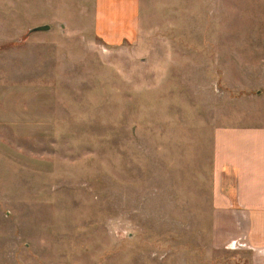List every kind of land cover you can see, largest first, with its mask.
Returning <instances> with one entry per match:
<instances>
[{
	"label": "rangeland",
	"instance_id": "1",
	"mask_svg": "<svg viewBox=\"0 0 264 264\" xmlns=\"http://www.w3.org/2000/svg\"><path fill=\"white\" fill-rule=\"evenodd\" d=\"M124 13L0 0V264H251L214 240V144L264 122V0Z\"/></svg>",
	"mask_w": 264,
	"mask_h": 264
},
{
	"label": "crops",
	"instance_id": "2",
	"mask_svg": "<svg viewBox=\"0 0 264 264\" xmlns=\"http://www.w3.org/2000/svg\"><path fill=\"white\" fill-rule=\"evenodd\" d=\"M140 3L95 0V9L124 11L135 20ZM214 155V240L249 250L251 264H264V122L218 128Z\"/></svg>",
	"mask_w": 264,
	"mask_h": 264
},
{
	"label": "water",
	"instance_id": "3",
	"mask_svg": "<svg viewBox=\"0 0 264 264\" xmlns=\"http://www.w3.org/2000/svg\"><path fill=\"white\" fill-rule=\"evenodd\" d=\"M49 28H50V25H40V26H36L34 28H31L30 31L47 30Z\"/></svg>",
	"mask_w": 264,
	"mask_h": 264
}]
</instances>
